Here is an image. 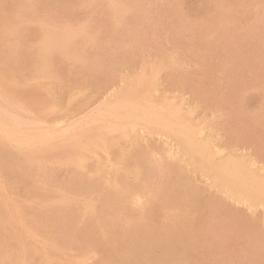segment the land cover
<instances>
[{"label": "crops", "instance_id": "0c3cea01", "mask_svg": "<svg viewBox=\"0 0 264 264\" xmlns=\"http://www.w3.org/2000/svg\"><path fill=\"white\" fill-rule=\"evenodd\" d=\"M65 13L66 14H64L60 20H57L54 22V25H56V27H57L56 31H58V33H60V34L61 33L63 34L62 41H59L55 45L56 50H52L51 48H48L47 49L48 52H47L46 50L44 51V50L39 48L38 51L35 49V50H33V52H28V53L25 52V53L26 54L31 53L34 57L38 55V58L40 55H42V57L47 58L50 63H53L55 65V69H57V70H63V71L80 70V71H83V72H85L84 73L85 74L84 75L85 80H84V82H32L33 84H32V86H30V88L26 87L23 90V99L19 102V104H17L18 109L20 110V112H19V110L17 109V114H16L17 118L19 119L18 120L19 124L15 128L12 127L10 129H7L6 140H4V133H2L3 135H1L3 137H0L1 155L4 156V152L6 151V158L5 159L2 158L1 160L7 161L6 165L9 164L11 166L23 167L24 168L23 173H25L24 175L17 174L13 177H10L11 187L13 186V188L10 191V194H9V192L6 193L7 194L5 196L6 198L3 197V199L4 198L7 199L6 201H8V199H9V202H6L5 205L1 204V206H0V215H2V216H0V217H2V219H0V264H169V257H171L170 264H174V262H175V264H178V257L180 255V253L178 254L177 250H175V251L172 250L170 252L168 250V247H176L177 248V247L181 246L182 244L179 243L180 240H178V239H170L169 240L167 237V225H166V223H163L161 220L158 221V220H156V218L155 219L153 218V216H159L163 213L162 206L157 205V204L161 203L160 201H157V199L160 200L162 198V196H157V195H154L155 193L152 194L149 191L138 189V187L140 188L141 185L144 184L146 181L147 182L149 181V179H148V168L154 164L160 165L161 161L168 160V159H166V157L168 158L169 153H170V152H168L170 150L169 147L172 148L171 146H168V144L170 145V143H169L168 139L165 137V135L167 134V131L159 128L158 127L159 122H154L151 119V116H150L151 110H153V109H157L158 111H159V109L165 110V111L162 110V112H163V114H168L167 119L165 117V122L167 123L169 115L173 116V115H171L173 113V111H176V114H179V115L183 114L184 97L186 96L187 98H190L191 104L193 107L194 106H202L205 114H207L209 116H212V115L216 116V114L218 113L219 115H221L222 118L220 119L219 123H220V128L222 129V132H223L224 143L227 146L230 145V147H234V148L235 147H239V148H249L250 147L249 148L250 150H253V148H254V155L256 157V160L258 161V163L264 165V162H263L264 161V155H263L264 154L263 153L264 152V96L262 97V99L260 101H257L254 104H252V103L249 104L248 103L249 97L247 95V82H197V83L196 82H179V80L182 79L183 76H178V74L177 73L175 74V72H171L169 75L167 74L166 78H167L168 82H155V83L154 82H141V83L140 82H130V83L129 82H120L123 84H120L119 82L118 83L115 82L113 84L114 81L111 79V75L114 71H120L122 66H124V68H122L123 70L126 69V70L130 71L135 67V69H133V70H139L140 69V70H144V71H149L150 70L149 64L157 63V60L163 61V58L168 55L169 47H168L167 39H165L164 36L162 35V31L159 32V34L154 32L152 30L151 20H149V18L145 14H141V13H133V14H116L115 13V17L111 16V15H106V14L102 13L100 10L98 11V9H96L94 13H85L82 15H73L72 11H65ZM103 14H104V16H103ZM106 16H108V17H106ZM100 20H102V21H100ZM91 22H92V24H91ZM77 23H82L83 24L82 26L84 27V29L81 32L83 34H85V36H81V38H87V39L92 40V41L86 43L85 47H83L81 42H79V41H76L75 43H73V34L77 33L76 29L73 30V27H75L74 24H77ZM35 30L36 29H32L30 31V33H33L34 39L35 38L42 39L44 37L41 35L42 31L40 32V34L38 36H35ZM90 31L93 33H91ZM126 31L128 33H126ZM95 33H97V34H95ZM131 33H132V35H131ZM126 34H128V35L130 34L129 37ZM90 35H92L94 37L90 38ZM125 35H126V37H128V40L131 39L132 37H133L132 38L133 40L131 39L130 42L127 41V39H125L126 38ZM123 36L125 38H123ZM115 37H116V39H115ZM95 38H97V40ZM102 38H103V41H102ZM124 39H125V41H124ZM98 40H99V43H98ZM119 40H121V41H119ZM134 40L138 41V42L134 43L135 42ZM93 41L95 44L93 43ZM122 41H123V43H122ZM126 41L128 43V47H127ZM160 41H161V43H160ZM143 42H145L147 44H145ZM153 42H154V44H151ZM65 43H66V46H65ZM129 43H131V44H129ZM115 44L117 46H119V48ZM140 44H141V46H139ZM61 45H62V47H65V49L64 48L61 49L60 48ZM67 45L69 48L67 47ZM89 45H91V46H89ZM93 45H96V46H94V49H93ZM121 45H122V47H120ZM133 45H134V48H133ZM143 45L144 46L146 45L147 48H149V49H147L146 46L144 47ZM57 46H59V47H57ZM106 46H108V47H106ZM95 48L97 50L98 49L99 50L101 49V50L96 51ZM129 48H131V49H129ZM141 48H144V50ZM118 49H119V51H118ZM120 49H122V50L120 51ZM156 49H157V51H156ZM41 50H42V52H41ZM51 50L53 51L52 53H51ZM102 50H105V51H103L104 53L102 52ZM109 50L111 51V53ZM138 50L139 51L143 50V51L142 52L140 51V53L138 54V52H139ZM107 51H108V53H107ZM127 51H129L130 53ZM134 51H135V53H134ZM165 51H166V53H164ZM46 52H47V54L48 53H50V54L43 56V53L46 54ZM99 52H102V54H99L98 56H96ZM150 52H151V55L149 54ZM103 54H106L104 56L107 59L103 56ZM134 54H135V56H133ZM141 54L145 55V57H143V55H141ZM147 54H149V55H147ZM107 55H109L111 57H109ZM119 55H120V57H116ZM148 56L150 59L148 58ZM96 57H99V58H96ZM38 58H37V60H38ZM85 58H86V61H85ZM125 58L127 60H125ZM131 58H134V59L130 60V61H132L131 62L132 64L129 65V63H130L129 59H131ZM115 59H117L118 61ZM155 59H156V62H155ZM121 60H123L124 62ZM78 61H80V62H78ZM111 61H113V62H111ZM78 63H80L81 66L80 67H74ZM84 63H87V64L83 65ZM111 63H112V66H111ZM87 65H88V67H87ZM89 65H90V67H89ZM115 65H117V67ZM147 65H148V67H147ZM109 67H112V68L114 67V69H109ZM127 67H129V68L127 69ZM94 70H95V72H94ZM104 77H106L107 79ZM108 77H109V79H108ZM81 79H83V78H81ZM98 79H100V80H98ZM105 81H106V83H104ZM116 83H117V86H116ZM132 83H134V84L132 85ZM110 84L113 85V87H111ZM97 85H99V86H97ZM102 85L103 86L106 85V86L103 87ZM198 86H200V87L198 88ZM97 87H98V89H97ZM138 87H141V88H138ZM110 89H112V92ZM126 91H128V92H126ZM200 91H202V92H200ZM208 91H210L209 92L210 94L208 93ZM117 92H118V94H117ZM109 93L111 94V98H110ZM201 93H203V94H201ZM38 94H39V98L40 97L42 98L41 100H39ZM92 94H93V96L94 95L95 96L93 97ZM86 95L87 96L89 95V97H88L89 99H93V100L95 99L94 102L98 101L95 104L92 100L91 107H93V109H91V107L89 105L90 104L89 100H88L89 104H87L88 101H87ZM107 96L109 98H107ZM197 96H199V97H197ZM102 97H103V99H102ZM104 97H106V98H104ZM201 97L205 98V99L203 100ZM36 98H38V99H36ZM217 98H218V100H217ZM34 100H35V102H33ZM58 100L60 102H58ZM138 100L139 101L141 100V101L139 102ZM213 102H215V103H213ZM38 103L39 104L41 103V105H39ZM42 104H44V106ZM120 104H121V106H120ZM137 104H138V106H137ZM38 105L42 108L43 111L41 109L37 110V108L39 107ZM57 105H60V108ZM87 105H89V108L87 107L89 110L86 108ZM102 105H104L103 108L100 107ZM107 105H109V106H107ZM165 105H169L171 111H167V109L162 108ZM26 106H28V107H26ZM94 106H95V108H94ZM108 107L112 108L111 111H110V109L108 110ZM80 111H82L81 114H78V113H80ZM29 112H31V113H29ZM115 112H116V114H115ZM170 112H171V114H170ZM66 113L67 114L71 113L70 117ZM100 113L102 115H100ZM125 113H127V114H125ZM146 113H148V114H146ZM25 114H28L27 115L28 117H26ZM30 114H33L32 116H34V117H31ZM72 114H73V116H71ZM94 114L98 115V117L97 116L95 117ZM64 115H65V117H64ZM91 115H92V117H91ZM35 116L37 118H35ZM66 116H68V117H66ZM81 116H83V117H81ZM106 117H108V118H106ZM109 117H111V119ZM127 117H129V118L127 119ZM103 118H106L105 121ZM101 119H103V120H101ZM66 120H68L69 123ZM79 120L80 121L82 120V121L80 122ZM111 120L115 121V122H112ZM24 121H25V123H24ZM83 121H85V122H83ZM124 121H126V124ZM21 122H22V124H21ZM62 122H63V124L59 125ZM105 122H107V123H105ZM130 122H131V124H130ZM139 122L141 123V125L144 124L142 126L144 129H141L142 127L140 126ZM30 124L32 127L29 126ZM106 125H108V126H106ZM132 125H134V126L136 125L134 127V129H133ZM17 127H18V130H17ZM21 127H23V128H21ZM85 127L89 128V129H87L88 131L85 129ZM129 127L132 128V131L129 130V129H131ZM228 127H230V129ZM100 128L101 129L103 128L104 131L103 130L100 131L101 130ZM66 129H68V130L65 131ZM78 129H80V130H78ZM124 129H127L128 133H129L127 136H129V135L131 136V134L132 135L134 134L133 136H131V139L127 138V136H126L127 133ZM15 130L17 132H15ZM74 130H76V131L74 132ZM121 130L125 131V133H124L125 135L122 133L123 137H121V135H119V133L121 134V132H122ZM105 131H108V135H107V132L104 133ZM118 131H120V132H118ZM66 132H68L69 134ZM72 133H74V134L71 136L70 134H72ZM76 133H78L79 136ZM100 133H101V136H100ZM110 133H111V135H109ZM135 133H136V135H135ZM160 133H164V134H160ZM114 134L116 135V137L114 136ZM75 135H76V137H74ZM156 135H158V136H156ZM160 135L162 137H164L165 139L163 138L164 139L163 140L160 137ZM28 136L30 137V140H29ZM125 136L128 140L126 138L124 139ZM136 136L138 137V139ZM155 136L157 137L156 139H155ZM234 136H236V137H234ZM66 137H67V139H66ZM108 137L110 140L108 139ZM151 137L154 138L155 140H157L158 142L157 141L156 142L163 147L158 146V144H156L157 147H156V145L154 146V144L152 142H154L155 140L151 139ZM231 137H232V139H231ZM98 138L101 140H99ZM141 138H143V139H141ZM229 138L231 141L229 140ZM19 139H20V141H18ZM75 139H76V141H75ZM235 139H237L236 142H235ZM97 140H99V141H97ZM112 140L114 143L112 142ZM138 140H139V142H138ZM142 140L143 141L145 140L146 142H141ZM100 141H102V142H100ZM110 141L113 144L111 146H110V144H111ZM229 141L231 143H228ZM78 142H79V144H78ZM99 142H100V145H99ZM156 142H154V143H156ZM248 142H249V144H248ZM23 143H27V145L26 144L24 145ZM101 143L104 146L102 145V147H101ZM137 143L139 145L138 147L136 146ZM61 144H62V146H60ZM132 144H134V147ZM140 144H142L143 146ZM13 145H15V149H14ZM81 145H82V147H81ZM85 145H87V146H85ZM252 145L255 147H253ZM258 145H260V147H258ZM135 146L137 147V151H136ZM145 146H147L148 148ZM26 147L27 148L29 147V148L27 149ZM110 147L113 149H111ZM121 147L123 149L125 148L126 150L125 149L122 150ZM139 147L140 148L143 147V149L144 148H146V149L142 150ZM103 148H105V149H103ZM60 149H61V151L59 152L58 150H60ZM120 149L122 151H124L125 153L121 152ZM138 149L140 151L142 150L144 152L142 153V151L140 152ZM147 149H149L151 153ZM67 150H70V151H67ZM127 150H128V152H127ZM131 150H132V152H131ZM56 151H58V152H56ZM78 151H79V153H78ZM80 151L83 152V154L80 153ZM138 151L141 154L138 153ZM152 151H154L153 152L154 155L152 154ZM54 152H56V153H54ZM133 152H134V154H133ZM156 152L158 153V156H157ZM59 153L62 155H59ZM116 153L118 154V156L121 159L123 157V159L122 160L119 159V157L117 156ZM119 153H120V155H122V157L119 155ZM87 154H88V156H86ZM148 154H150V155H148ZM163 154H167L168 156L167 155L164 156ZM44 155H45V157H44ZM64 155H67V156L63 157ZM89 155H91V156H89ZM141 155H143V156H141ZM259 155H261V156H259ZM115 156L117 159H115ZM75 157H77L78 159H76ZM125 157H126V159H125ZM261 157H263V158H261ZM65 158H67L68 160H66ZM69 158L71 159V161ZM157 158H159V159H157ZM55 159H58V161H59V159L64 160V161L57 162ZM85 159H87V160H85ZM78 160H80V161H78ZM83 160H85L86 162H84ZM117 160H119V161H117ZM128 160L130 161L129 163H128ZM154 161H156V162L154 163ZM57 163H59V164H57ZM123 163H124V165H123ZM64 164H66V165H64ZM97 164H99L100 166H98ZM149 164H150V166H148ZM68 165H70V166H68ZM69 167H70V169H69ZM89 167H90V169L94 170L95 173H93L92 170H88ZM115 167L126 168L127 171L129 169L136 171V169L139 168L140 173H139V175H137V174L129 175L128 174V177L125 176L124 173H122V175L119 174L120 177L119 176L116 177V178H120V179H117V181H115ZM48 168L50 169V171L52 173L48 172L49 171ZM78 168H79V170H78ZM95 168L96 169L98 168L97 169L98 171ZM58 169H60V170H58ZM81 169H83V170H81ZM100 169L103 171L101 172ZM68 170L70 173H72L73 170H76V171H75V173L70 174L68 172ZM77 170L79 171L80 174L78 173ZM99 170H100V174H99ZM57 171H58V174H57ZM81 171H83V172H81ZM53 172L55 175H53ZM68 173L70 175H73L75 178L73 176H70ZM46 175L49 176L50 180L48 179V176L46 177ZM65 175H66V177H65ZM78 175H79V177H78ZM40 176L41 177L44 176L46 179L44 177H43L44 179L43 178L41 179ZM53 176L58 183L56 181L52 180V179H54ZM68 176L73 178L74 180L71 178H68ZM76 176H77V178H76ZM123 176H124V179H122V181L119 182L118 180H121V178ZM62 177H63V179H62ZM80 177H82V178H80ZM88 178H90L91 181ZM7 179H8V177H7ZM17 179L19 180V182H17L18 181ZM125 179H126V181H125ZM133 179L134 180L137 179L136 180L137 182H134L135 185L132 184ZM44 180H46V181L44 182ZM123 180L126 183L123 182ZM130 180H132V181H130ZM50 181L52 182V184H50L51 183ZM77 181H79V182H77ZM139 181H142V183ZM74 182L75 183L77 182L76 186H78V187H75ZM86 182H87V185L89 187L86 185ZM91 182H94V184L96 182L97 185L96 186L94 185L95 186L94 187ZM115 182L117 183V187H118V184H121L120 185L121 188L119 186L118 189H115ZM46 183H48V184H46ZM80 183H82V184L85 183V184H83L85 186H83V185L81 186ZM79 185H80V187H79ZM90 186L91 187L93 186L96 189H93V187L91 189ZM131 186H133V188ZM41 188H43L45 190H43ZM78 189H83V190H78ZM101 189L110 192V195H111L112 191H115L116 193L113 192V194L117 195V197L114 195H112V196L107 195L109 193L102 191ZM70 191L72 193H74V192L75 193L72 194ZM99 191H102V192H99ZM140 191H142V192H140ZM67 192H69V193H67ZM134 192H135V194H134ZM98 193H100V195ZM103 193H105V196H108V197L107 198L103 197L104 196ZM67 195L68 196L70 195L69 196L70 199L68 198ZM134 195H136V196H134ZM139 195H140V197H138ZM2 196H4V192H2L1 197ZM72 197H73V199H72ZM99 198L102 199L103 202ZM108 198H110L111 200L110 199L106 200ZM93 199H95V200H93ZM97 199H99V200H97ZM70 201H72V202H70ZM99 201L102 202L101 204H103V203L105 204V202L107 201L106 204H108L109 206L102 205V207H101V204ZM2 202H3V200H2ZM94 202H96V204ZM67 203H68V205H67ZM90 203H91V205H90ZM98 206H99V208H98ZM19 207L21 209H19ZM100 207L102 208L101 210H100ZM15 208L17 210H15ZM65 208H67V209H65ZM11 209L13 212L11 211ZM62 209H64L63 210L64 213H61ZM80 209L84 212H82ZM19 210H22V211H19ZM43 210L46 211V213ZM54 210H55V213H54ZM4 211L8 212L9 214L4 212ZM15 211L19 215L16 214ZM26 211L30 212V214H27ZM47 211L49 214H47ZM80 211H81L82 215L79 214ZM88 211H90V213ZM100 211L103 212L104 214L101 213ZM57 212H59L65 218H67L69 220H65L64 217L59 216L60 214ZM122 212H123V214H122ZM12 213H13V215H12ZM83 213H85V214H83ZM94 213L96 216L94 215ZM27 215H29V217ZM45 215H46V217H45ZM92 215L95 216L94 219L97 218V220H96L97 222L93 218L92 219L90 218V217H92ZM105 215L106 216L108 215V217H106V219H105ZM72 217H75L76 220ZM99 217L100 218L103 217V218L100 219ZM71 218H72V220H71ZM33 220L35 221V223ZM50 220L52 221V223L50 222ZM121 220H122V222H121ZM131 221H132V223H131ZM45 222L46 223L48 222V223L46 224ZM70 222L71 223L74 222V226L72 225L73 227L71 226ZM103 222L107 223L108 227H106V225ZM75 223L77 224V226L79 225L76 228H75V225H76ZM97 223L99 224V226ZM52 224H54V227L51 226ZM59 224H61L60 225L61 231H59L60 228H58ZM110 224L111 225L113 224V225L111 226ZM42 225L43 226L50 225V227H53V228L49 229V227L45 226V228L47 227L45 229ZM19 226H21L22 228L20 227L21 228L20 229ZM39 226H42V227H39ZM126 227H128V228H126ZM74 228H75V230L73 232L72 229H74ZM56 229H59V230H56ZM105 230H106V232H104ZM19 231L20 232L22 231L23 234H22V232L20 233ZM25 231H27V232H25ZM48 231H49V234H48ZM71 231L74 234H72ZM120 231L122 234L120 233ZM14 232L17 234H15ZM18 232L20 233V235L21 234L22 235L20 236ZM62 232H63L64 237L61 236V234H60ZM64 232L68 233V235L67 234L65 235ZM69 232L73 236L72 235L69 236V234H70ZM113 232H114V234H113ZM75 233H76V235H75ZM28 234H29V236H28ZM45 234L47 237L49 236L50 238L48 237V239H45V237H46ZM86 234H87V236H85ZM115 234H117L116 238H115ZM54 235H56V236H54ZM78 235H80L82 237L81 245L76 244V243L80 242L79 240L81 238V237L79 238ZM134 235H137V236L135 237ZM51 236L54 238H51ZM57 236L60 239L61 238H63V239H61V241H60V240H58ZM128 236L130 237V239ZM65 237H66V239H64ZM73 237L77 238V242ZM117 237H119V238H117ZM125 237H126V239H125ZM134 237H135V239L137 238V240H135ZM20 238H22L23 240L21 239V241H20ZM112 238H114V239H112ZM18 239L21 243L20 242L17 243ZM28 239H30V240H28ZM55 239H57V241H55V243H54ZM110 239H112V240H110ZM34 240L38 241V243L37 242L35 243ZM64 240L65 241L67 240L66 245H68V246H65V244H63V243H65ZM73 240L75 241L76 245L74 244ZM93 240H94V242H93ZM96 240L98 241V243L102 242L103 244L101 243L99 245L100 246L103 245V246L100 247L96 243L97 242ZM131 240H132V242H130ZM142 240L145 241L143 243V245H142V242H143ZM68 241H69V243H68ZM88 241H90V242H88ZM111 241H112V243H111ZM121 241H122V243H121ZM133 241H135V242H133ZM87 242L91 244V247ZM107 242H109L110 244ZM92 243H94L95 246L98 245L96 247V250H95V248H92V247H95L94 245H92ZM105 243L108 245H106ZM133 243H135V244H133ZM22 244H23V246H22ZM69 244L71 245L70 248H69ZM112 244L115 245V248ZM128 244H130V245H128ZM131 244L133 246L134 245L135 246L133 247V246H131ZM87 245H89V246H87ZM111 245H112V247H110ZM64 246L66 248H64ZM63 248L66 250H63ZM89 248H91V249H89ZM97 248H98V250H97ZM77 249L79 251H77ZM113 250H114V252H113ZM137 250H138V252H137ZM140 250H141V253H140ZM122 251H124L125 253ZM83 252H85V253L83 254ZM168 252H169V254H168ZM101 253H102V255L104 254L103 257L101 256ZM170 253H172V254H170ZM167 254L169 256H167ZM46 255L49 256V258ZM143 255H145V256H143ZM52 256L55 259H53ZM147 257H150V258H147ZM151 257L154 259H151ZM143 259H144V261H143Z\"/></svg>", "mask_w": 264, "mask_h": 264}, {"label": "rangeland", "instance_id": "374dc122", "mask_svg": "<svg viewBox=\"0 0 264 264\" xmlns=\"http://www.w3.org/2000/svg\"><path fill=\"white\" fill-rule=\"evenodd\" d=\"M9 1L13 4H10ZM232 1L113 0V6H115L113 7L107 0H21V3L20 0H0V65L3 64V69L1 70L0 66V70L1 72L3 70L8 72V69H10L8 74L4 72L7 75L3 76L4 73L0 75V82L2 83H0V103L6 113H4L5 121L10 122L12 116L17 114V104L23 99V90L26 87L30 88L33 84L32 82H83L85 80V72L83 71L57 70L53 63L50 64L48 62L47 58L42 59L40 56L39 58L34 57L31 53L28 55L23 53L25 51L24 48L28 52H33L35 49L38 51L39 48L42 49L44 47L56 50L55 45L62 41L63 34L56 31L57 27L54 22L60 20L66 14L65 11H72L73 15H82L94 13L98 9V11L100 10L102 13L114 17L115 13H141L151 20L154 32L159 34L162 31V35L167 39L169 47L168 55L163 58L164 60H157V63L149 64L151 68L149 71L139 70V73L138 70H130L131 72L127 70L126 73L125 70H121L122 73L115 71V82H119L117 80H120L121 77L120 82H168L167 74L169 75L175 71L178 76H183L179 82H247L248 103L254 104L260 101L264 96V0ZM25 3L28 4L25 6ZM19 9L26 10L20 11ZM74 25L73 30L76 29L77 33L73 34V43L79 41L85 47L86 43L91 40L81 38V36H85V34L80 33L84 29L83 24L77 23ZM32 29H36L35 36H38L42 31L41 35L44 37L42 39H34L33 33H30ZM195 37L197 40H195ZM190 40L194 44H191ZM219 40H221L220 43ZM247 40L249 43L245 42ZM185 41H188L187 44ZM39 42L44 46L39 44ZM199 42L203 47L199 45ZM190 44L191 47H189ZM214 45H216V48ZM60 48H63L62 45ZM187 49L191 51H187ZM200 49L202 50L200 51ZM18 51L21 53L19 52L20 54H18ZM260 52L263 53L261 54ZM21 54L25 60H23ZM5 61L8 62L4 63ZM254 61H256V64ZM9 63L11 64L8 65ZM42 63L43 65L49 63L48 67L44 65L45 68H43ZM20 66L25 67V71ZM80 66V63H78L74 67ZM31 67H33V71ZM40 67L43 71L40 70L41 74L35 76L36 72L37 74L40 73L38 71ZM28 69L30 72H27ZM44 70L47 73H44ZM259 70L263 73L260 74ZM32 72H34L33 75L31 74ZM42 72L45 75L48 74L47 77L51 74V77L47 78ZM9 73H12L11 76L13 75L17 81H14L15 78H11ZM43 75L47 80H42L44 78ZM143 75L146 77L143 78ZM64 76L65 78H63ZM2 77L4 80L8 78L9 80H6V82L1 81ZM34 77H37L36 81ZM57 77L60 80H57ZM128 77L131 78L129 79ZM12 79H14L13 82ZM53 79L55 80L53 81ZM139 79L142 81H139ZM8 95L15 98L16 101H13V98ZM5 101H7V104H5ZM9 101L11 103H8ZM190 102V98L185 96L182 115L176 114V111H174L173 116L169 115L167 123L165 120L159 121L158 127L167 131L165 136L172 147L169 151L171 155H169L167 161H161L160 165L155 164L156 166L152 165L148 168L149 181H146L138 189L162 196L160 200L157 199V201L161 202L157 205L162 206L163 213L159 216H153V218L166 223L169 240H180L181 246L177 248L168 247L170 252L177 250L178 254L180 253L178 264H264V165L260 163L253 165L251 163V157L256 158L253 150L248 148L247 151V148H234L224 143L223 132L219 123L222 118L221 115L217 113L216 116H209L205 114L202 106L193 107ZM9 111L11 114H9ZM6 122H4L3 126H0V133H5L4 140H6L7 129L11 127ZM62 124L63 122L59 125ZM13 147L15 149V145ZM174 148H177V151H174ZM238 149L241 150L239 151ZM243 149L244 151H242ZM175 152L176 155L178 153V157ZM248 153L250 154L248 155ZM175 156L176 158H174ZM232 156H234V159ZM0 158H6V151L4 156L1 155L0 151ZM6 164L7 161H0V183H3L2 186L0 184V194L2 188L6 193L11 191L10 177L17 174L22 175L24 170L23 167L18 168ZM247 164H251L252 168L257 172L253 175L250 174ZM222 166L225 167L221 168ZM19 169L22 171H19ZM115 169L116 171L118 170L117 172L115 171L117 173L115 178L119 176L122 170L125 172L124 174H136V171L132 169L128 171L122 167H115ZM233 170L235 173L231 172ZM236 180L237 182H235ZM259 180L260 182H258ZM189 186L196 188L192 189ZM229 186L231 187L230 189H228ZM233 187L237 188V190H232ZM226 188L228 191H226ZM115 189H117L116 182ZM238 189L241 190L240 193ZM198 190L201 191L199 192ZM233 191L236 192L233 193ZM235 193L239 194L238 196L244 195L242 197L244 201L240 199L241 196L238 197ZM250 195L253 197H250ZM185 198L187 199L185 200ZM248 202H252L250 206ZM5 203L6 199L4 198L3 204L5 205ZM1 204L0 195V206ZM170 262L171 257H169V264Z\"/></svg>", "mask_w": 264, "mask_h": 264}, {"label": "bare ground", "instance_id": "6f19581e", "mask_svg": "<svg viewBox=\"0 0 264 264\" xmlns=\"http://www.w3.org/2000/svg\"><path fill=\"white\" fill-rule=\"evenodd\" d=\"M107 1H108V3L111 4L112 6L114 5L113 0H107ZM109 1H110V2H109ZM211 1H212V2H218V1H220V0H217V1H216V0H211ZM231 1H232V0H231ZM6 2H8V1H6ZM14 2H15V1H14ZM18 2H19V1H18ZM24 2H25V1H24ZM28 2H29V1H28ZM39 2H40V1H39ZM232 2H233V1H232ZM262 2H263V1H262ZM0 3H1V2H0ZM9 3H10V1H9ZM9 3H8V4H9ZM20 3H21V0H20ZM29 3H30V2H29ZM34 3H35V2H34ZM258 3H259V2H258ZM2 4H3V3H2ZM10 4H13V3H10ZM26 4H28V3H25V6H26ZM116 4H117V3H116ZM19 5H20V4H19ZM35 5H36V4H35ZM111 5H109V6H111ZM29 6H30V5H29ZM112 6H111V7H112ZM16 7H18V5H16ZM22 7H23V6H22ZM32 7L34 8L33 5H32ZM32 7H31V8H32ZM113 7H115V6H113ZM113 7H112V8H113ZM263 7H264V6H263ZM20 8H21V6H20ZM23 8H27V7H23ZM33 8H32V9H33ZM134 8H135V7H134ZM252 8H253V7H252ZM260 8H261V7H260ZM105 9H106V8H105ZM136 9H137V8H136ZM253 9H255V8H253ZM19 10H20V9H19ZM24 10H26V9H24ZM24 10L21 9L20 11H24ZM33 10L35 11V9H33ZM114 10H115V9H114ZM255 10H256V9H255ZM255 10H254V11H255ZM260 11H261V10H260ZM113 13H114V11H113ZM253 14H255V13H253ZM7 15H8V14H7ZM20 15H21V14H20ZM114 15H115V14H114ZM242 15H243V13H242ZM262 15H263V14H262ZM262 15H261V16H262ZM5 16H6V15H5ZM10 16H11V15H10ZM103 16H104V14H103ZM249 16H250V15H249ZM3 17H4V16H3ZM106 17H108V16H106ZM252 17H253V16H252ZM225 19H226V18H225ZM254 20H255V19H254ZM257 20H258V19H257ZM90 21H91V20H90ZM100 21H102V20H100ZM244 21H245V20H244ZM242 22H243V21H242ZM248 22H250V21H248ZM253 22H254V21H253ZM91 24H92V22H91ZM94 24H95V23H94ZM257 25H258V23H257ZM260 25H261V24H260ZM258 26H259V25H258ZM242 28H243V27H242ZM262 28H263V27H262ZM91 30H92V29H91ZM93 30H94V29H93ZM99 30H100V29H99ZM125 30H126V29H125ZM248 31H249V30H248ZM253 31H254V30H253ZM79 32H80V31H79ZM90 32H91V31H90ZM122 32H123V31H122ZM122 32H121V33H122ZM258 32H259V31H258ZM81 33H82V32H81ZM91 33H93V32H91ZM124 33H125V32H124ZM126 33H128V32L126 31ZM259 33H260V32H259ZM95 34H97V33H95ZM95 34H94V35H95ZM120 35H121V34H120ZM126 35L129 37L130 34H129V35L126 34ZM126 35H125V37H126ZM131 35H132V33H131ZM250 35L252 36V34H250ZM96 36H97V35H96ZM133 36H134V35H133ZM262 36H263V35H262ZM91 37H94V36L90 35V38H91ZM125 37L123 36V38H125ZM128 37H126L125 39H127V41L130 42V40H131L133 37L131 36L132 38L129 39V40H128ZM103 38H104V37H103ZM103 38H102V41H103ZM195 38H196V37H195ZM214 38H215V37H214ZM95 39L97 40V38H95ZM115 39H116V37H115ZM125 39H124V41H125ZM189 39H190V38H189ZM121 40H122V39H121ZM121 40H119V41H121ZM132 40H133V39H132ZM187 40H188V39H187ZM191 40H193V39L191 38ZM191 40H190V41H191ZM195 40H197V38H196ZM199 40H200V39H199ZM211 40H212V39H211ZM257 40H258V39H257ZM260 40H261V39H260ZM91 41H92V40H91ZM127 41H126V43H127ZM134 41H135V40H134ZM146 41H147V40H146ZM193 41H194V40H193ZM220 41H221V40H219V43H220ZM40 42H41V40H40ZM40 42H39V44H41ZM137 42H138V41H135L134 43H137ZM187 42H188V41H185L186 44H187ZM201 42H202V41H201ZM211 42H212V41H211ZM245 42L249 43L248 40L245 41ZM93 43H94V41H93ZM98 43H99V40H98ZM118 43H119V42H118ZM122 43H123V41H122ZM134 43H133V44H134ZM143 43H145V42H143ZM157 43H158V42H157ZM160 43H161V41H160ZM160 43H159V44H160ZM189 43H190V42H189ZM192 43L194 44V42L191 41V44H192ZM196 43H197V42H196ZM216 43H217V42H216ZM16 44H17V43H16ZM16 44H15V45H16ZM20 44H22V43H20ZM43 44H44V43H43ZM94 44H95V43H94ZM129 44H131V43H129ZM145 44H147V43H145ZM151 44H154V42L151 43ZM159 44H158V45H159ZM191 44H190L189 47H191ZM205 44H206V43H205ZM205 44H204V45H205ZM243 44H244V43H243ZM22 45H23V44H22ZM41 45H42V44H41ZM63 45H64V44H63ZM115 45H116V44H115ZM119 45H120V44H119ZM122 45H123V44H122ZM122 45H121L120 47H122ZM134 45H135V44H134ZM134 45H133V48H134ZM155 45H156V44H155ZM196 45H197V44H196ZM199 45H201L200 42H199ZM219 45H220V44H219ZM244 45H245V44H244ZM246 45H247V44H246ZM257 45H259V44H257ZM18 46H20V45H18ZM18 46H17V47H18ZM42 46H44V45H42ZM65 46H66V43H65ZM89 46H91V45H89ZM94 46H96V45H93V49H94ZM116 46H117V45H116ZM135 46H136V45H135ZM139 46H141V44H140ZM143 46H144V45H143ZM145 46H146V45H145ZM145 46H144V47H145ZM160 46H161V45H160ZM194 46H195V45H194ZM201 46H202V45H201ZM205 46H206V45H205ZM210 46H211V45H210ZM214 46H215V48H216V45H214ZM214 46H213V47H214ZM255 46H256V45H255ZM15 47H16V46H15ZM15 47H14V48H15ZM57 47H59V46H57ZM67 47H68V45H67ZM106 47H108V46H106ZM117 47L119 48V46H117ZM123 47H124V46H123ZM127 47H128V43H127ZM127 47H126V48H127ZM187 47H188V46H187ZM187 47H184V48H187ZM192 47H193V46H192ZM202 47H203V46H202ZM213 47H212V48H213ZM244 47H245V46H244ZM247 47H248V46H247ZM22 48H24V47H22ZM41 48H42V47H41ZM55 48H56V47H55ZM63 48L65 49V47H63ZM68 48H69V47H68ZM124 48H125V47H124ZM138 48H139V47H138ZM146 48H147V46H146ZM161 48H162V47H161ZM209 48H210V47H209ZM212 48H211V49H212ZM245 48H246V47H245ZM261 48H262V45H261ZM18 49H21V48H18ZM24 49H25L26 53H28V50H26V48H24ZM45 49H46V51H47L48 47H47V48H45V47L42 48V50H44V51H45ZM93 49H92V50H93ZM95 49H96V48H95ZM129 49H131V48H129ZM139 49H140V48H139ZM141 49L144 50V48H141ZM147 49H149V48H147ZM147 49H146V50H147ZM190 49H191V48H190ZM190 49H189V50H190ZM196 49H197V48H196ZM220 49H221V48H220ZM257 49H258V48H257ZM12 50H13V49H12ZM14 50H15V49H14ZM42 50H41V52H42ZM53 50H54V48H53ZM66 50H67V49H66ZM100 50H101V49H100ZM100 50H99V49H98V50L96 49V51H100ZM121 50H122V49H120V51H121ZM123 50H124V49H123ZM133 50H134V49H133ZM143 50H140V51L142 52ZM161 50H162V49H161ZM189 50L187 49V51H189ZM198 50H199V49H198ZM201 50H202V49H200V51H201ZM208 50H209V49H208ZM15 51H16V50H15ZM25 51H24V53H25ZM44 51H43V52H44ZM103 51H105V50H102V52H103ZM109 51H110V50H109ZM118 51H119V49H118ZM131 51H132V50H131ZM138 51H139V50H138ZM140 51L138 52V54L140 53ZM156 51H157V49H156ZM190 51H191V50H190ZM195 51L197 52V50H195ZM200 51H198V52H200ZM206 51H207V50H206ZM211 51H212V50H211ZM217 51H218V50H217ZM226 51H227V50H226ZM247 51H248V50H247ZM251 51H252V50H251ZM19 52H20V51H18L17 53L20 54L21 52H20V53H19ZM47 52H48V51H47ZM47 52H46V54L43 53V56H44V55H48V54H50V53L47 54ZM52 52H53V51L51 50V53H52ZM92 52H93V51H92ZM102 52H99L96 56H98L99 54H102ZM122 52H123V51H122ZM127 52H129V51H127ZM148 52H149V51H148ZM161 52H162V51H161ZM193 52H194V51H193ZM196 52H194V53H196ZM213 52H214V50H213ZM220 52H221V50H220ZM263 52H264V51H263ZM263 52H262V53H263ZM26 53H25V54H26ZM35 53H36V52H35ZM38 53H39V52H38ZM103 53H104V52H103ZM107 53H108V51H107ZM110 53H111V51H110ZM117 53H118V52H117ZM129 53H130V52H129ZM134 53H135V51H134ZM145 53H146V52H145ZM158 53H159V52H158ZM162 53H163V52H162ZM164 53H166V51H165ZM194 53H193V54H194ZM218 53H219V51H218ZM223 53H224V52H223ZM243 53H244V52H243ZM260 53H261V52H260ZM262 53H261V54H262ZM36 54H37V53H36ZM41 54H42V53H41ZM121 54H122V53H121ZM121 54H120V55H121ZM127 54H128V53H127ZM149 54L151 55V52H150ZM149 54H147V55H149ZM159 54H160V53H159ZM197 54H198V53H197ZM201 54H202V52H201ZM219 54H220V53H219ZM244 54H245V53H244ZM21 55H22V54H21ZM27 55H28V54H27ZM82 55H83V54H82ZM104 55H106V54H103V56H104ZM120 55H119V56H116V57H120ZM122 55H123V54H122ZM141 55H143V54H141ZM147 55H146V56H147ZM257 55H258V54H257ZM107 56H109V55H107ZM126 56H127V55H126ZM131 56H132V55H131ZM131 56H130V57H131ZM133 56H135V54H134ZM133 56H132V57H133ZM192 56H193V55H192ZM245 56H246V55H245ZM253 56H254V55H253ZM262 56H263V55H262ZM36 57H38V55H37ZM101 57H102V56H101ZM104 57H105V56H104ZM109 57H111V56H109ZM112 57H113V56H112ZM136 57H137V56H136ZM138 57H139V56H138ZM143 57H145V55H143ZM183 57H184V56H183ZM194 57H195V56H194ZM259 57H260V56H259ZM259 57H258V58H259ZM22 58H23V55H22ZM26 58H28V57H26ZM30 58H32V57H30ZM40 58L43 59V58H45V57H42V55H40ZM87 58H88V57H87ZM96 58H99V57H96ZM105 58H106V57H105ZM123 58H124V57H123ZM148 58H149V56H148ZM180 58H181V56H180ZM248 58H249V57H248ZM45 59H46V58H45ZM101 59H102V58H101ZM103 59H104V58H103ZM106 59H107V58H106ZM133 59H134V58H131V59H129V61H130V60H133ZM136 59H137V58H136ZM146 59H147V58H146ZM149 59H150V58H149ZM246 59H247V58H246ZM252 59H254V58H252ZM20 60H21V59H20ZM23 60H25V59L23 58ZM91 60H92V59H91ZM112 60H113V59H112ZM115 60H117V59H115ZM125 60H127V59L125 58ZM152 60H153V59H152ZM163 60H164V59H163ZM27 61H28V60H27ZM47 61H48V60H47ZM85 61H86V58H85ZM88 61H89V60H88ZM113 61H114V60H113ZM113 61H111V62H113ZM117 61H118V60H117ZM121 61H123V60H121ZM134 61H135V60H134ZM144 61H145V60H144ZM251 61H252V60H251ZM263 61H264V60H263ZM1 62H2V61H1ZM6 62H8V61H5L4 63H6ZM9 62H10V61H9ZM29 62H30V60H29ZM32 62H33L34 64H36L34 61H32ZM37 62H38V61H37ZM45 62H46V61H45ZM48 62H49V61H48ZM115 62H116V61H115ZM123 62H124V61H123ZM125 62H126V61H125ZM131 62H132V61H130L129 65L132 64ZM155 62H156V59H155ZM243 62H244V61H243ZM252 62H253V61H252ZM255 62H256V61H254V63H255ZM257 62H258V61H257ZM13 63H14V62H13ZM13 63H12V65H13ZM20 63H21V62H20ZM23 63H24V62H23ZM49 63H50V62H49ZM49 63H48V64H49ZM87 63H88V62H87ZM87 63H84L83 65H85V64H87ZM120 63H121V62H120ZM126 63H127V62H126ZM247 63H248V62H247ZM249 63H250V61H249ZM0 64H1V63H0ZM10 64H11V63H9L8 65H10ZM15 64H16V63H15ZM15 64H14V65H15ZM48 64L46 63V64H44V65L48 67ZM50 64H51V63H50ZM114 64H115V63H114ZM123 64H124V63H123ZM251 64H252V63H251ZM255 64H256V63H255ZM2 65H3V64H2ZM2 65H0V66H1V70L3 69V68H2ZM5 65H6V64H5ZM44 65H43V63H42V67H43ZM93 65H94V64H93ZM120 65H121V64H120ZM245 65H246V64H245ZM252 65H253V64H252ZM260 65H261V64H260ZM16 66H17V64H16ZM16 66H15V67H16ZM23 66H25V65L23 64ZM23 66H20V67H23ZM45 66H44L43 68H45ZM49 66H50V65H49ZM111 66H112V63H111ZM113 66H114V65H113ZM115 66L117 67V65H115ZM118 66H119V65H118ZM121 66H122V65H121ZM250 66H251V65H250ZM255 66H256V65H255ZM263 66H264V65H263ZM3 67H4V66H3ZM87 67H88V65H87ZM89 67H90V65H89ZM138 67H139V66H138ZM147 67H148V65H147ZM259 67H260V66H259V63H258V69H259ZM6 68H7V67H6ZM10 68H11V66H10ZM23 68H24V71H25V67H23ZM23 68H22V69H23ZM35 68H36V67H35ZM50 68H51V67H50ZM50 68H49V69H50ZM122 68H124V66H122ZM122 68H121V70H123ZM128 68H129V67H127V69H128ZM130 68H131V67H130ZM7 69H8V68H7ZM12 69H13V68H12ZM31 69H32V71H33V67H31ZM49 69H48V70H49ZM53 69H54V68H53ZM95 69H96V68H95ZM109 69H114V67H113V68H112V67H109ZM133 69H135V67H134ZM133 69H132V70H133ZM148 69H149V68H148ZM254 69H255V67H254ZM1 70H0V73H1L0 75H3L4 72L7 73V74H8V72H10V71H9L10 69H8V72H6L5 70H3V72H1ZM40 70H41V67H40V69L38 70L40 73L37 74V72H36V73L34 74V72H32L31 74H32V75L34 74L35 76H36V75L38 76L39 74H41V71H43V69H42L41 71H40ZM45 70H47V69H45ZM45 70H44V73H47V72H45ZM121 70H120L119 72H121ZM139 70H140V69H139ZM139 70H138V73H139ZM150 70H151V68H150ZM261 70H262V69H261ZM15 71H16V70H15ZM21 71H22V70H21ZM28 71H29V69L27 70V72H28ZM34 71H35V70H34ZM92 71H93V70H92ZM110 71H111V70H110ZM123 71H124V70H123ZM126 71H127V70L125 69V73H126ZM140 71H141V70H140ZM29 72H30V71H29ZM94 72H95V70H94ZM111 72H112V71H111ZM111 72H110V73H111ZM119 72H118V73H119ZM130 72H131V71H130ZM133 72H134V71H133ZM174 72H175V71H174ZM259 72H260V70H259ZM5 73H4L3 76L7 75V74H5ZM44 73L42 72V74H44ZM49 73H50V72H49ZM51 73H56V72H51ZM89 73H90V72H89ZM121 73H122V72H121ZM123 73H124V72H123ZM161 73H162V72H161ZM262 73H263V72H262ZM262 73L260 72V74H262ZM11 74H12V73H11ZM11 74L9 73L10 76H11ZM22 74H23V73H22ZM58 74H59V73H58ZM90 74H91V73H90ZM131 74H132V73H131ZM175 74H176V73H175ZM177 74H178V73H177ZM44 75H45V74H44ZM44 75H43V77H44ZM47 75H48V74H46L45 76L47 77ZM49 75H50L49 77H51V74H49ZM134 75H135V74H134ZM40 76H42V75H40ZM56 76H57V75H56ZM56 76H55V77H56ZM97 76H98V75H97ZM143 76H144V75H143ZM262 76H263V75H262ZM32 77H33V76H32ZM49 77H47V78H49ZM55 77H54V78H55ZM95 77H96V76H95ZM123 77H124V76H123ZM132 77H133V75H132ZM145 77H146V76H144L143 78H145ZM156 77H158V76H156ZM6 78H7V76H6ZM6 78H5V79H6ZM11 78H15V77H13V75H12ZM34 78H35V77H34ZM34 78H33V80H34ZM36 78H37V77H36ZM36 78H35V81H36ZM47 78L44 77V78H42V80H43V79H46V80H47ZM63 78H65V76H64ZM63 78H62V80H63ZM104 78H106V77H104ZM117 78H120V77H117ZM128 78L130 79L131 77H128ZM134 78H135V77H134ZM2 79H3V77L1 78V81H4V82H6V80H7V81L9 80V78L6 79V80H4V79L2 80ZM40 79H41V77H40ZM66 79H67V77H66ZM106 79H107V78H106ZM106 79H105V80H106ZM108 79H109V77H108ZM111 79L114 81V82H113V84H114V83H115V71L112 73V75H111ZM121 79H122V77H121ZM121 79H120V80H117V81H119V83H120ZM146 79H147V78H146ZM152 79H153V78H152ZM158 79H159V77H158ZM13 80H14V79H12V82H13ZM30 80H31V79H30ZM50 80H51V79H50ZM54 80H55V79H53V81H54ZM57 80H60V79H58V77H57ZM96 80H97V79H96ZM98 80H100V79H98ZM123 80H124V79H123ZM127 80H128V79H127ZM127 80H126V81H127ZM135 80H136V79H135ZM159 80H160V79H159ZM14 81H17L16 78H15ZM44 81H45V80H44ZM101 81H102V80H101ZM101 81H100V82H101ZM139 81H142V80L139 79ZM155 81H156V80H155ZM27 82H28V81H27ZM29 82H30V81H29ZM46 82H48V81H46ZM50 82H51V81H50ZM57 82H58V81H57ZM60 82H62V81H60ZM83 82H84V81H83ZM93 82H94V81H93ZM95 82H96V81H95ZM108 82H109V81H108ZM124 82H125V81H124ZM0 83H1V82H0ZM90 83H91V82H90ZM90 83H89V84H90ZM104 83H106V81H105ZM109 83H110V82H109ZM117 83H118V82H117ZM117 83H116V86H117ZM129 83H130V82H129ZM140 83H141V82H140ZM154 83H155V82H154ZM196 83H197V82H196ZM1 84H2V83H1ZM96 84H97V83H96ZM102 84H103V83H102ZM107 84H108V83H107ZM120 84H123V83H120ZM120 84H119V85H120ZM133 84H134V83H132V85H133ZM143 84H144V83H143ZM143 84H142V85H143ZM160 84H161V83H160ZM76 85H77V84H76ZM100 85H101V84H100ZM110 85H111V84H110ZM97 86H99V85H97ZM102 86H103V85H102ZM105 86H106V85H104L103 87H105ZM107 86H108V85H107ZM116 86H115V87H116ZM139 86H140V85H139ZM69 87H70V86H69ZM111 87H113V85H111ZM126 87H127V86H126ZM136 87H137V86H136ZM174 87H175V86H174ZM199 87H200V86H198V88H199ZM116 88H117V87H116ZM138 88H141V87H138ZM2 89H3V88H2ZM97 89H98V87H97ZM97 89H96V90H97ZM155 89H156V88H155ZM201 89H202V88H201ZM4 90H5V89H4ZM99 90H100V89H99ZM110 90H111V92H112V89H110ZM169 90H170V89H169ZM107 91H108V90H107ZM113 91H114V90H113ZM196 91H197V90H196ZM4 92H5V91H4ZM91 92H92V91H91ZM94 92H95V91H94ZM98 92H99V91H98ZM108 92H109V91H108ZM126 92H128V91H126ZM200 92H202V91H200ZM209 92H210V91H208V93H209ZM5 93H8V92H5ZM104 93H105V92H104ZM101 94H102V93H101ZM117 94H118V92H117ZM156 94H157V93H156ZM201 94H203V93H201ZM209 94H210V93H209ZM1 95H2V94H1ZM9 95H10V94H9ZM9 95H8V96H9ZM109 95H110V98H111V94H110V93H109ZM109 95H108V96H109ZM115 95H116V94H115ZM199 95H200V94H199ZM205 95H206V94H205ZM90 96H91V95H90ZM92 96H93V94H92ZM92 96H91V97H92ZM94 96H95V95H94ZM94 96H93V97H94ZM102 96H103V95H102ZM108 96H107V98H109ZM119 96H120V95H119ZM212 96H213V95H212ZM9 97H12V96H9ZM88 97H89V95H88V96L86 95L87 101L89 100V101H90V104H89V101H88L87 104H89L90 107H91V102H92L93 99H89ZM91 97H90V98H91ZM120 97H121V96H120ZM138 97H139V96H138ZM170 97H171V96H170ZM197 97H199V96H197ZM204 97H205V96H204ZM4 98H5V97H4ZM12 98H13V97H12ZM38 98H39V94H38ZM38 98H36V99H38ZM104 98H106V97H104ZM161 98H162V97H161ZM201 98H202V97H201ZM212 98H213V97H212ZM215 98H216V97H215ZM41 99H42V98L40 97L39 100H41ZM102 99H103V97H102ZM135 99H136V98H135ZM199 99H200V98H199ZM202 99L204 100L205 98H202ZM2 100H3V99H2ZM2 100H1V102H2ZM5 100H6V99H5ZM211 100H212V99H211ZM217 100H218V98H217ZM13 101H16L15 98H13ZM13 101H12V102H13ZM87 101H86V102H87ZM94 101H95V99L93 100V102H94ZM138 101H139V100H138ZM140 101H141V100H140ZM140 101H139V102H140ZM194 101H195V100H194ZM3 102H4V100H3ZM6 102H7V101H5V104H7ZM17 102H18V101H17ZM33 102H35V100H34ZM37 102H38V101H37ZM58 102H60V101L58 100ZM96 102H98V101H96ZM96 102H94V103L96 104ZM122 102H123V101H122ZM128 102H129V101H128ZM8 103H11V102L9 101ZM24 103H25V102H24ZM99 103H100V102H99ZM104 103H105V102H104ZM132 103H133V102H132ZM190 103H191V102H190ZM190 103H189V104H190ZM208 103H209V102H208ZM213 103H215V102H213ZM34 104H35V103H34ZM36 104H37V103H36ZM38 104H39V103H38ZM59 104H60V103H59ZM169 104H170V103H169ZM210 104H211V103H210ZM9 105H10V104H9ZM12 105H13V103H12ZM23 105H24V104H23ZM39 105H41V103H40ZM39 105H38V106H39ZM42 105L44 106V104H42ZM89 105H87L86 108H87V107L89 108ZM97 105H98V104H97ZM113 105H114V104H113ZM135 105H136V104H135ZM145 105H146V104H145ZM186 105H187V104H186ZM7 106H8V105H7ZM21 106H22V105H21ZM43 106H42V107H43ZM57 106H59V108H60V105H57ZM107 106H109V105H107ZM120 106H121V104H120ZM137 106H138V104H137ZM11 107H12V106H11ZM26 107H28V106H26ZM35 107H36V106H35ZM39 107H40V106H39ZM39 107H38V108L36 107L37 110H38V109H41V110H42V108H41V107L39 108ZM84 107H85V106H84ZM100 107L103 108L104 105H102V106H100ZM175 107H176V106H175ZM4 108H5V107H4ZM7 108H8V107H7ZM12 108H13V107H12ZM24 108H25V107H24ZM29 108H30V107H29ZM44 108H45V107H44ZM88 108H87V109H88ZM94 108H95V106H94ZM116 108H117V107H116ZM140 108H141V107H140ZM145 108H146V107H145ZM149 108H150V107H149ZM159 108H160V107H159ZM162 108L167 109V111H171L169 105H165V106H163ZM14 109H15V108H14ZM30 109H31V108H30ZM87 109H86V110H87ZM91 109H93V107H91ZM91 109H90V110H91ZM109 109H110V111H111L112 108H109V107H108V110H109ZM119 109H120V108H119ZM142 109H143V108H142ZM213 109H214V108H213ZM12 110H13V109H12ZM18 110H19V109H18ZM88 110H89V109H88ZM97 110H98V109H97ZM117 110H118V109H117ZM162 110H163V109H161V110L159 109V111H158L157 109H153V110H151L150 116H151V119H152L154 122L164 121V120H165V119H164L165 117H166V119H167L168 114H163ZM39 111H40V110H39ZM42 111H43V110H42ZM122 111H123V110H122ZM163 111H165V110H163ZM19 112H20V110H19ZM34 112H35V111H34ZM81 112H82V111H80V113H78V114H81ZM89 112H90V111H89ZM92 112H93V111H92ZM173 112H174V111H173ZM4 113H5V110L3 111V106H2L1 103H0V126H3L4 122H6L5 119H4V118H5V117H4ZM24 113H25V112H24ZM24 113H23V114H24ZM29 113H31V112H29ZM93 113H94V112H93ZM93 113H92V114H93ZM96 113H97V112H96ZM107 113H108V112H107ZM165 113H166V112H165ZM167 113H168V112H167ZM5 114H6V113H5ZM7 114H8V113H7ZM9 114H11L10 111H9ZM23 114H22V115H23ZM36 114H37V113H36ZM66 114H67V113H66ZM70 114H71V113H68L67 115H69V117H70ZM85 114H86V113H85ZM103 114H104V113H103ZM108 114H109V113H108ZM115 114H116V112H115ZM125 114H127V113H125ZM146 114H148V113H146ZM170 114H171V112H170ZM25 115H26V117H28V116H27L28 114H25ZM30 115H31V117H34V116H32L33 114H30ZM76 115H77V114H76ZM100 115H102V114L100 113ZM143 115H144V114H143ZM171 115H173V113H172ZM71 116H73V114H72ZM88 116H89V115H88ZM94 116H95V117H96V116L98 117V115H95V114H94ZM108 116H109V115H108ZM123 116H124V115H123ZM138 116H139V115H138ZM147 116H148V115H147ZM6 117L8 118V116H6ZM9 117H10V116H9ZM62 117H63V116H62ZM64 117H65V115H64ZM64 117H63V118H64ZM66 117H68V116H66ZM81 117H83V116H81ZM81 117H80V118H81ZM91 117H92V115H91ZM91 117H90V118H91ZM118 117H119V116H118ZM20 118H21V117H20ZM35 118H37V117L35 116ZM90 118H89V119H90ZM99 118H100V117H99ZM106 118H108V117H106ZM106 118H103L104 121H105ZM109 118L111 119V117H109ZM128 118H129V117H127V119H128ZM66 119H67V118H66ZM82 119H83V118H82ZM84 119H85V118H84ZM103 119H101V120H103ZM110 119H109V120H110ZM7 120H9V119H7ZM18 120H19V119L17 118V115L15 114V115L12 116L11 121H10V122H6V123H8V124L11 125V127H9V128H12V127L15 128V127L19 124ZM26 120H27V119H26ZM69 120H70V119H69ZM114 120H115V119H114ZM125 120H126V119H125ZM148 120H149V119H148ZM225 120H226V119H225ZM21 121H22V120H21ZM66 121L68 122V120H66ZM79 121H80V120H79ZM81 121H82V120H81ZM81 121H80V122H81ZM86 121H87V120H86ZM91 121H92V120H91ZM104 121H103V122H104ZM106 121H107V120H106ZM111 121H112V120H111ZM115 121H116V120H115ZM115 121H112V122H115ZM117 121H118V120H117ZM122 121H123V120H122ZM150 121H151V120H150ZM166 121H167V120H166ZM196 121H197V120H196ZM22 122H23V121H22ZM22 122H21V124H22ZM70 122H71V121H70ZM74 122H75V121H74ZM83 122H85V121H83ZM89 122H90V121H89ZM108 122H109V121H108ZM119 122H120V121H119ZM119 122H118V123H119ZM124 122H125V124H126V121H124ZM136 122H137V121H136ZM221 122H222V121H221ZM24 123H25V121H24ZM29 123H30V122H29ZM68 123H69V122H68ZM72 123H73V122H72ZM105 123H107V122H105ZM127 123H128V122H127ZM139 123H140V122H139ZM26 124H27V123H26ZM84 124H85V123H84ZM128 124H129V123H128ZM128 124H127V125H128ZM130 124H131V122H130ZM136 124H137V123H136ZM142 124H143V123H142ZM164 124H165V123H164ZM226 124H227V123H226ZM32 125H33V124H32ZM93 125H94V124H93ZM100 125H101V124H100ZM100 125H99V126H100ZM104 125H105V124H104ZM112 125H113V124H112ZM120 125H121V124H120ZM143 125H144V124H143ZM143 125H141V123H140V126H141V127H142ZM233 125H234V124H233ZM29 126L32 127L31 124H30ZM35 126H36V125H35ZM67 126H68V125H67ZM69 126H70V125H69ZM91 126H92V125H91ZM102 126H103V125H102ZM106 126H108V125H106ZM125 126H126V125H125ZM129 126H130V125H129ZM132 126H133V129H134V127H135L136 125H135V126L132 125ZM152 126H153V125H152ZM224 126H225V125H224ZM228 126H229V125H228ZM18 127H19V126H18ZM18 127H17V130H18ZM113 127H114V126H113ZM126 127H127V126H126ZM126 127H125V128H126ZM21 128H23V127H21ZM129 128H131V127H129ZM136 128H137V127H136ZM145 128H146V127H145ZM225 128H226V127H225ZM228 128L230 129V127H228ZM85 129L87 130V129H89V128H86V127H85ZM100 129H101V128H100ZM121 129H122V128H121ZM141 129H144V128L142 127ZM149 129H150V128H149ZM233 129H234V128H233ZM67 130H68V129H66L65 131H67ZM71 130H72V129H71ZM78 130H80V129H78ZM102 130H103V128H102L100 131H102ZM106 130H107V129H106ZM117 130H118V129H117ZM124 130L126 131V133H127L126 136H127L129 133H128L127 129H124ZM124 130H123V131H124ZM129 130L132 131V128L129 129ZM30 131H31V130H30ZM63 131H64V130H63ZM75 131H76V130H74V132H75ZM87 131H88V130H87ZM103 131H104V130H103ZM121 131H122V130H121ZM123 131L121 132V134L119 133V135H121V137H123L122 133H123V134L125 133V131H124V132H123ZM131 131H130V132H131ZM143 131H144V130H143ZM229 131H230V130H229ZM237 131H238V130H237ZM9 132H10V131H9ZM15 132H17V131L15 130ZM72 132H73V131H72ZM85 132H86V131H85ZM106 132H107V135H108V131H105L104 133H106ZM118 132H120V131H118ZM133 132H134V131H133ZM238 132H239V131H238ZM26 133H27V132H26ZM66 133H68V132H66ZM78 133H79V132H78ZM78 133H76V134H78ZM104 133H103V134H104ZM116 133H117V132H116ZM0 134H1V133H0ZM4 134H5V133H4ZM14 134H15V133H14ZM68 134H69V133H68ZM73 134H74V133H72V134H70V135L72 136ZM130 134H131V133H130ZM160 134H164V133H160ZM1 135H3V134H1ZM1 135H0V136H1ZM65 135H66V134H65ZM80 135H81V134H80ZM109 135H111V133H110ZM119 135H118V136H119ZM124 135H125V134H124ZM133 135H134V134H133ZM133 135L131 134V136H133ZM135 135H136V133H135ZM8 136H9V135H8ZM78 136H79V134H78ZM97 136H98V135H97ZM100 136H101V133H100ZM114 136L116 137L115 134H114ZM126 136L124 137V139L126 138ZM131 136L129 135V136H127V138H128V139H129V138L131 139ZM137 136H138V135H137ZM137 136H136V137H137ZM156 136H158V135H156ZM156 136H155V139L157 138ZM1 137H3V136H1ZM5 137H7V136H5ZM10 137H11V136H10ZM28 137H29V136H28ZM68 137H69V136H68ZM74 137H76V135H75ZM81 137H82V136H81ZM94 137H95V136H94ZM104 137H105V136H104ZM139 137H140V136H139ZM153 137H154V136H153ZM160 137H161L162 139L164 138V137H162L161 135H160ZM165 137H166V136H165ZM232 137H233V136H232ZM232 137H231V139H232ZM234 137H236V136H234ZM13 138H14V137H13ZM110 138H111V137H110ZM127 138H126V139H127ZM144 138H145V137H144ZM249 138H250V137H249ZM15 139H16V138H15ZM66 139H67V137H66ZM98 139H99V138H98ZM108 139H109V137H108ZM128 139H127V140H128ZM134 139H135V138H134ZM137 139H138V137H137ZM139 139H140V138H139ZM141 139H143V138H141ZM151 139L155 140V139L152 138V137H151ZM162 139H161V140H162ZM164 139H165V138H164ZM164 139H163V140H164ZM26 140H27V139H26ZM29 140H30V137H29ZM99 140H101V139H99ZM99 140H97V141H99ZM109 140H110V139H109ZM146 140H147V139H146ZM158 140H159V139H158ZM229 140H230V138H229ZM236 140H237V139H235V142H236ZM242 140H243V139H242ZM246 140H247V139H246ZM18 141H20V139H19ZM22 141H23V140H22ZM75 141H76V139H75ZM147 141H148V140H147ZM156 141H157V140H155L154 142H156ZM166 141H167V140H166ZM230 141H231V140H230ZM230 141H229L228 143H231ZM233 141H234V140H233ZM16 142H17V141H16ZM23 142H24V141H23ZM59 142H60V141H59ZM64 142H65V141H64ZM100 142H102V141H100ZM100 142H99V145H100ZM103 142H104V141H103ZM112 142H113V140H112ZM112 142L110 141V143H111V144L109 143L110 146L113 145ZM138 142H139V140H138ZM141 142H146V141H145V140H144V141L142 140ZM151 142H152V141H151ZM154 142H152V143L154 144V146H155L156 144H158V143H157L158 141H157L156 143H154ZM246 142H247V141H246ZM66 143H67V142H66ZM113 143H114V142H113ZM116 143H117V142H116ZM159 143H160V142H159ZM17 144H18V143H17ZM23 144H24V145H25V144L27 145V143H23ZM59 144H60V143H59ZM62 144H63V143H62ZM62 144H61L60 146H62ZM78 144H79V142H78ZM143 144H144V143H143ZM234 144H235V143H234ZM248 144H249V142H248ZM256 144H257V143H256ZM256 144H255V145H256ZM82 145H83V144H82ZM82 145H81V147H82ZM102 145H103V144L101 143V147H102ZM132 145H133V147H134V144H132ZM140 145H142V144H140ZM144 145H145V144H144ZM232 145H233V144H232ZM253 145H254V144H253ZM253 145H252V146H253ZM73 146H74V145H73ZM85 146H87V145H85ZM103 146H104V145H103ZM106 146H107V145H106ZM123 146H124V145H123ZM123 146H122V147H123ZM136 146H137V147L139 146L138 143L136 144ZM136 146H135V147H136ZM142 146H143V145H142ZM147 146H148V145H147ZM147 146H145V147H147ZM151 146H152V145H151ZM158 146L163 147V146H161V145H159V144H158ZM165 146H166V145H165ZM168 146H170V145L168 144ZM229 146H230V145H229ZM247 146H248V145H247ZM74 147H75V146H74ZM83 147H84V146H83ZM122 147H121V149L124 150L125 148L123 149ZM137 147H136V151H137ZM140 147H141V146H140ZM140 147H139V148H140ZM152 147H153V146H152ZM152 147H151V148H152ZM156 147H157V145H156ZM243 147H244V146H243ZM253 147H255V146H253ZM258 147H260V145H258ZM26 148H27V147H26ZM28 148H29V147H28ZM28 148H27V149H28ZM88 148H89V147H88ZM107 148H108V147H107ZM110 148H111V147H110ZM128 148H129V147H128ZM147 148H148V147H147ZM158 148H159V147H158ZM164 148H165V147H164ZM214 148H215V147H214ZM249 148H250V147H249ZM46 149H47V148H46ZM78 149H79V148H78ZM103 149H105V148H103ZM111 149H113V148H111ZM121 149H120V150H121ZM140 149L144 150V149H146V148L143 149V147H142V148H140ZM153 149H154V148H153ZM159 149H160V148H159ZM159 149H158V150H159ZM167 149H168V148H167ZM169 149H171V148L169 147ZM176 149H177V148H176ZM176 149L174 148V151H175ZM258 149H259V148H258ZM55 150H56V149H55ZM62 150H63V149H62ZM106 150H107V149H106ZM106 150H105V151H106ZM122 150H121V152H124V151H122ZM125 150H126V149H125ZM128 150H129V149H128ZM128 150H127V152H128ZM132 150H133V149H132ZM132 150H131V152H132ZM138 150H139V149H138ZM142 150H141V151H142ZM147 150H149V149H147ZM151 150H152V149H151ZM238 150H239V149H238ZM240 150H241V149H240ZM240 150H239V151H240ZM249 150H250V149H249ZM28 151H29V150H28ZM58 151L60 152L61 149L58 150ZM58 151H56V152H58ZM64 151H65V150H64ZM64 151H63V152H64ZM67 151H70V150H67ZM101 151H102V150H101ZM105 151H104V152H105ZM109 151H110V150H109ZM139 151H140V150H139ZM139 151H138V153L141 152V151H140V152H139ZM160 151H161V150H160ZM160 151H159V152H160ZM167 151H168V150H167ZM169 151H170V150H169ZM169 151H168V152H169ZM176 151H177V150H176ZM217 151H218V150H217ZM220 151H221V150H220ZM242 151H244V149H243ZM247 151H248V148H247ZM253 151H254V148H253ZM262 151H263V150H262ZM56 152H54V153H56ZM75 152H76V151H75ZM85 152H86V151H85ZM143 152H144V151H142V153H143ZM146 152H147V151H146ZM149 152H150V150H149ZM153 152H154V151H152V154H153ZM168 152H167V153H168ZM250 152H251V151H250ZM257 152H258V151H257ZM78 153H79V151H78ZM80 153L83 154V152H81V151H80ZM86 153H87V152H86ZM94 153H95V152H94ZM124 153H125V152H124ZM129 153H130V152H129ZM150 153H151V152H150ZM156 153H157V152H156ZM163 153H164V152H163ZM240 153H241V152H240ZM263 153H264V152H263ZM64 154H65V153H64ZM104 154H105V153H104ZM116 154H117V153H116ZM122 154H123V153H122ZM133 154H134V152H133ZM140 154H141V153H140ZM145 154H146V153H145ZM160 154H161V153H160ZM244 154H246V153H244ZM249 154H250V153H248V155H249ZM59 155H62V154L59 153ZM74 155H75V154H74ZM79 155H80V154H79ZM93 155H94V154H93ZM119 155H120V153H119ZM143 155H144V154H143ZM143 155H141V156H143ZM148 155H150V154H148ZM153 155H154V154H153ZM153 155H152V156H153ZM163 155L165 156V155H167V154H163ZM169 155H171V152L169 153ZM175 155H176V152H175ZM179 155H180V154H179ZM221 155H222V154H221ZM263 155H264V154H263ZM57 156H58V155H57ZM66 156H67V155H64L63 157H66ZM84 156H85V155H84ZM86 156H88V154H87ZM89 156H91V155H89ZM117 156H118V154H117ZM120 156L122 157V155H120ZM152 156H151V157H152ZM157 156H158V153H157ZM157 156H156V157H157ZM159 156H160V155H159ZM167 156H168V155H167ZM176 156L178 157V153H177ZM176 156H175L174 158H176ZM234 156H235V155H234ZM234 156H232L233 159H234ZM259 156H261V155H259ZM44 157H45V155H44ZM71 157H72V156H71ZM118 157H119V156H118ZM229 157H230V156H229ZM61 158H62V157H61ZM61 158H60V159H61ZM75 158L78 159L77 157H75ZM84 158H85V157H84ZM108 158H109V157H108ZM154 158H155V157H154ZM163 158H164V157H163ZM163 158H162V159H163ZM168 158H169V156H168ZM168 158L166 157V159H168ZM170 158H171V157H170ZM261 158H263V157H261ZM60 159H59V161H64V160H60ZM65 159L68 160L67 158H65ZM69 159H70V158H69ZM72 159H73V158H72ZM115 159H117L116 156H115ZM119 159H121V158L119 157ZM122 159H123V157H122ZM122 159H121V160H122ZM125 159H126V157H125ZM157 159H159V158H157ZM160 159H161V158H160ZM178 159H179V158H178ZM182 159H183V158H182ZM240 159H241V158H240ZM55 160H56L57 162H59L58 159H55ZM66 160H65V161H66ZM85 160H87V159H85ZM85 160H83V161L86 162ZM175 160H176V159H175ZM236 160H237V159H236ZM261 160H262V159H261ZM0 161H1V158H0ZM70 161H71V159H70ZM78 161H80V160H78ZM117 161H119V160H117ZM149 161H150V160H149ZM164 161H165V160H164ZM166 161H167V160H166ZM173 161H174V160H173ZM250 161H251V163H252L253 165L258 164V161L256 160V158H252V157H251V160H250ZM97 162H98V161H97ZM129 162H130V161L128 160V163H129ZM154 162H156V161H154ZM170 162H171V161H170ZM263 162H264V161H263ZM60 163H61V162H60ZM68 163H69V162H68ZM158 163H159V162H158ZM160 163H161V162H160ZM231 163H232V162H231ZM244 163H245V161H244ZM4 164H5V163H4ZM57 164H59V163H57ZM61 164H62V163H61ZM82 164H83V163H82ZM166 164H167V162H166ZM178 164H179V163H178ZM183 164H184V163H183ZM226 164H227V163H226ZM234 164H235V163H234ZM64 165H66V164H64ZM97 165L100 166L99 164H97ZM123 165H124V163H123ZM140 165H141V164H140ZM154 165H155V164H154ZM154 165H153V166H154ZM174 165H175V164H174ZM247 165H248V167H249V172H250V174L253 175L254 173L257 172L255 169L252 168L251 164H247ZM62 166H63V165H62ZM68 166H70V165H68ZM85 166H86V165H85ZM148 166H150V164H149ZM155 166H156V165H155ZM161 166H162V165H161ZM257 166H260V165H257ZM66 167H67V166H66ZM83 167H84V166H83ZM122 167H123V166H122ZM138 167H139V166H138ZM223 167H225V166H222L221 168H223ZM18 168H20V167H18ZM98 168H99V167H98ZM98 168H97V169H98ZM161 168H162V167H161ZM237 168H238V167H237ZM237 168H236V169H237ZM254 168H255V167H254ZM67 169H68V168H67ZM67 169H66V170H67ZM69 169H70V167H69ZM75 169H76V168H75ZM95 169H96V168H95ZM97 169H96V170H97ZM157 169H158V167H157ZM165 169H166V168H165ZM177 169H178V168H177ZM186 169H187V168H186ZM226 169H227V168H226ZM15 170H16V169H15ZM48 170H49L48 172H51L49 168H48ZM58 170H60V169H58ZM78 170H79V168H78ZM78 170H77V171H78ZM81 170H83V169H81ZM88 170H92V169H90V167H89ZM100 170H101V169H100ZM100 170H99V174H100ZM171 170H172V169H171ZM230 170H231V169H230ZM239 170H240V169H239ZM247 170H248V169H247ZM0 171H1V170H0ZM19 171H22V170L19 169ZM23 171H24V170H23ZM52 171H53V170H52ZM55 171H56V170H55ZM75 171H76V170H73V172H72V171H71V172H72V173H75ZM92 171H93V173H95L94 170H92ZM97 171H98V170H97ZM102 171H103V170H101V172H102ZM115 171H116V169H115ZM117 171H118V170H117ZM117 171H116V172H117ZM172 171H174V170H172ZM241 171H242V170H241ZM64 172H65V171H64ZM68 172H69V170H68ZM81 172H83V171H81ZM88 172H89V171H88ZM122 172H123V170H122ZM122 172L120 173V171H119V173H120L121 175H122ZM142 172H143V171H142ZM159 172H160V171H159ZM183 172H184V171H183ZM231 172H232V173H235L234 170L231 171ZM246 172H247V171H246ZM16 173H17V172H16ZM51 173H52V172H51ZM66 173H67V172H66ZM69 173H70V172H69ZM69 173H68V174H69ZM72 173H70V174H72ZM78 173H79V171H78ZM78 173H77V174H78ZM96 173H97V172H96ZM123 173H125V172H123ZM139 173H140V170H139V168H137V169H136V174L139 175ZM168 173H170V172L168 171ZM24 174H25V173H22V175H24ZM57 174H58V171H57ZM70 174H69V175H70ZM79 174H80V173H79ZM84 174H85V173H84ZM115 174L117 175V173H115ZM126 174L128 175V173H126ZM126 174H124V175L127 176ZM163 174H164V173H163ZM259 174H260V173H259ZM48 175H49V174H48ZM48 175H46V177H47ZM53 175H55L54 172H53ZM63 175H64V174H63ZM81 175H82V174H81ZM129 175H130V173H129ZM146 175H147V174H146ZM158 175H159V174H158ZM173 175H174V174H173ZM175 175H176V174H175ZM179 175H180V174H179ZM183 175H184V174H183ZM233 175H234V174H233ZM49 176H50V175H49ZM49 176H48V179H49ZM51 176H52V175H51ZM70 176H73V175H70ZM156 176H157V175H156ZM177 176H178V175H177ZM227 176H228V174H227ZM234 176H235V175H234ZM43 177H44V176H43ZM43 177L40 176L41 179H42ZM65 177H66V175H65ZM73 177H74V176H73ZM78 177H79V175H78ZM119 177H120V175H119ZM127 177H128V176H127ZM153 177H154V176H153ZM164 177H165V176H164ZM164 177H163V178H164ZM44 178H45V177H44ZM44 178H43V179H44ZM50 178H51V177H50ZM53 178H54V176H53ZM68 178H71V177L68 176ZM74 178H75V177H74ZM76 178H77V176H76ZM80 178H82V177H80ZM161 178H162V177H161ZM172 178H173V176H172ZM181 178H182V176H181ZM238 178H239V177H238ZM45 179H46V178H45ZM48 179H47V180H48ZM51 179H52V178H51ZM62 179H63V177H62ZM62 179H61V180H62ZM71 179H73V178H71ZM88 179L90 180V178H88ZM88 179H87V180H88ZM117 179H120V178H115V181H117ZM122 179H124V176L121 178V180H118V181L121 182ZM134 179H135V178H134ZM134 179H133V183H132L133 185H135L134 182H137V181H136L137 179H136V180H134ZM157 179H158V178H157ZM159 179H160V178H159ZM185 179H186V178H185ZM236 179H237V178H236ZM252 179H253V178H252ZM261 179H262V178H261ZM17 180H18V179H17ZM49 180H50V179H49ZM52 180H53V181H56L55 178L52 179ZM59 180H60V179H59ZM65 180H66V179H65ZM73 180H74V179H73ZM89 180H88V181H89ZM178 180H179V179H178ZM231 180H232V179H231ZM234 180H235V178H234ZM263 180H264V177H263ZM2 181H3V180H2ZM45 181H46V180H44V182H45ZM68 181H69V180H68ZM75 181H76V180H75ZM88 181H87V182H88ZM90 181H91V180H90ZM125 181H126V179H125ZM125 181L123 180V182H125ZM130 181H132V180H130ZM168 181H169V180H168ZM175 181H176V180H175ZM181 181H183V180H181ZM188 181H189V180H188ZM196 181H197V180H196ZM247 181H248V180H247ZM0 182H1V180H0ZM15 182H16V181H15ZM17 182H19V180H18ZM17 182H16V183H17ZM42 182H43V181H42ZM48 182H49V181H48ZM50 182H51V181H50ZM56 182H57V181H56ZM60 182H61V181H60ZM64 182H65V181H64ZM77 182H79V181H77ZM77 182H76V183H77ZM87 182H86V185H87ZM123 182H122V183H123ZM139 182L142 183V181H139ZM172 182H173V181H172ZM186 182H187V180H186ZM232 182H233V181H232ZM235 182H237V180H236ZM258 182H260V180H259ZM57 183H58V182H57ZM72 183H73V182H72ZM74 183H75V182H74ZM76 183H75V187H78V186H76ZM91 183L93 184V186H94V185H95V186L97 185L96 182H95V184H94V182H91ZM125 183H126V182H125ZM177 183H179V182H177ZM177 183H176V184H177ZM239 183H240V182H239ZM239 183H238V184H239ZM241 183H242V182H241ZM254 183H257V182H254ZM263 183H264V182H263ZM0 184H1V186H2L3 183H0ZM46 184H48V183H46ZM50 184H52V182H51ZM78 184H79V183H78ZM78 184H77V185H78ZM83 184H85V183H83ZM83 184L80 183L81 186H82ZM123 184H124V183H123ZM160 184H161V183H160ZM165 184H166V183H165ZM170 184H171V181H170ZM176 184H174V185H176ZM181 184H183V183L181 182ZM196 184H197V183H196ZM196 184H195V186H197ZM4 185H5V182H4ZM12 185H13V184H12ZM80 185H79V187H80ZM120 185H121V184H118L117 189L119 188ZM129 185H130V184H129ZM192 185H193V183H192ZM243 185H244V184H243ZM255 185H256V184H255ZM260 185H261V184H260ZM83 186H85V185H83ZM87 186H88V185H87ZM93 186H92V187H93ZM95 186H94V187H95ZM113 186H114V185H113ZM193 186H194V185H193ZM193 186H189V187H190V188L192 187V189H193V188H196V187H193ZM227 186H228V185H227ZM233 186H234V185H233ZM235 186H236V185H235ZM240 186H241V185H240ZM263 186H264V185H263ZM88 187H89V186H88ZM92 187L90 186L91 189H92ZM94 187H93V189H96V188H94ZM131 187L133 188V186H131ZM176 187L178 188V186H176ZM202 187H203V186H202ZM252 187H253V184H252ZM10 188H11V187H10ZM12 188H13V186H12ZM83 188H84V187H83ZM90 188H89V189H90ZM104 188H105V187H104ZM120 188H121V186H120ZM197 188L199 189V187H197ZM200 188H201V187H200ZM227 188H228V187H227ZM227 188H226V191H228V189H230L231 187L229 186V188H228V189H227ZM238 188H239V187H238ZM41 189H43V188H41ZM85 189H86V188H85ZM151 189H152V188H151ZM169 189H170V187H169ZM185 189H186V187H185ZM0 190H1V188H0ZM7 190H8V189H7ZM43 190H45V189H43ZM71 190H72V189H71ZM78 190H83V189H78ZM101 190H102V189H101ZM122 190H123V189H122ZM122 190H121V191H122ZM126 190H127V189H126ZM141 190H142V189H141ZM155 190H156V189H155ZM190 190H191V189H190ZM202 190H204V189L202 188ZM232 190H237V188H234V187H233ZM238 190H239V189H238ZM247 190H248V189H247ZM251 190H252V189H251ZM258 190H259V189H258ZM2 191L5 192V190H4L3 188H2ZM2 191H1V194H2ZM41 191H42V190H41ZM88 191H89V190H88ZM92 191H93V190H92ZM102 191L108 192V191H106V190H102ZM102 191H99V192H102ZM119 191H120V190H119ZM123 191H124V190H123ZM130 191H131V190H130ZM134 191H135V190H134ZM187 191H188V190H187ZM191 191L193 192V190H191ZM191 191H190V192H191ZM198 191H199V190H198ZM198 191H197V192H198ZM200 191H201V190H200ZM200 191H199V192H200ZM230 191H231V190H230ZM245 191H246V190H245ZM254 191H255V190H254ZM9 192H10V191H9ZM70 192H71V191H70ZM73 192H74V191H73ZM113 192H115V191H112L111 195H110V192H108L109 194H107V195L112 196V195H114ZM140 192H142V191H140ZM192 192H191V193H192ZM194 192H196V191H194ZM202 192H203V191H202ZM224 192H225V190H224ZM234 192H236V191H233V193H234ZM238 192L240 193L241 190H239ZM238 192H237V193H238ZM255 192H257V191H255ZM5 193H6V192H5ZM67 193H69V192H67ZM71 193H72V192H71ZM74 193H75V192H74ZM74 193H72V194H74ZM84 193H85V192H84ZM115 193H116V192H115ZM121 193H122V192H121ZM151 193H152V192H151ZM203 193H204V192H203ZM233 193H232V194H233ZM237 193H235V194H237ZM242 193H244V192H242ZM1 194H0V195H1ZM11 194H12V193H11ZM13 194H14V193H13ZM98 194L100 195V193H98ZM101 194H102V193H101ZM103 194H104V196L102 195L103 197H106V198L108 197V196H105V193H103ZM119 194H120V193H119ZM119 194H118V195H119ZM134 194H135V192H134ZM178 194H179V193H178ZM226 194H229V193H226ZM235 194H234V195H235ZM6 195H7V194H5V196H6ZM99 195H98V196H99ZM120 195H121V194H120ZM123 195H124V194H123ZM131 195H132V194H131ZM140 195H141V194H140ZM140 195H139L138 197H140ZM148 195H149V194H148ZM179 195H181V194H179ZM189 195H190V194H189ZM192 195H193V194H192ZM192 195H191V197H192ZM234 195H233V196H234ZM238 195H239V194H237V196H238ZM5 196H2L1 199L4 200L3 197H5ZM10 196H11V195H10ZM67 196H68V195H67ZM69 196H70V195H69ZM69 196H68V198H69ZM114 196L117 197V195H114ZM134 196H136V195H134ZM141 196H142V195H141ZM185 196H186V195H185ZM193 196H194V195H193ZM230 196H231V195H230ZM240 196H241V197H240ZM240 196H238V197H240V199L244 201V198L242 199V197H244V195L242 196V194H241ZM245 196H246V198H247V195H246V194H245ZM255 196H256V195H255ZM94 197H95V196H94ZM165 197H166V196H165ZM250 197H253V196L250 195ZM5 198H6V197H5ZM97 198H98V197H97ZM135 198H136V197H135ZM179 198H180V197H179ZM182 198H183V196H182ZM188 198H189V197H188ZM194 198H195V197H194ZM232 198H233V197H232ZM236 198H237V197H236ZM236 198H235V199H236ZM69 199H70V198H69ZM72 199H73V197H72ZM95 199H96V198H95ZM95 199H93V200H95ZM99 199H100V198H99ZM99 199H97V200H99ZM109 199H110V198H108V199H106V200H109ZM186 199H187V198H185V200H186ZM237 199H239V198H237ZM240 199H239V200H240ZM6 200H7V199H6ZM100 200L102 201V199H100ZM110 200H111V199H110ZM181 200H182V199H181ZM241 200H240V201H241ZM247 200H248V199H247ZM10 201H11V200H10ZM237 201H238V200H237ZM6 202H9V199H8V201H6ZM70 202H72V201H70ZM99 202H100V201H99ZM102 202H103V201H102ZM102 202H100V204H101ZM106 202H107V201H106ZM106 202H105V204H104V203L101 204V207H102V205H107V206H109L108 204H106ZM108 202H109V201H108ZM238 202H239V201H238ZM94 203L96 204V202H94ZM110 203H111V202H110ZM234 203H236V202H234ZM251 203H252V202H248L249 206H250ZM254 203H255V202H254ZM254 203H253V204H254ZM7 204H8V203H7ZM98 204H99V203H98ZM100 204H99V205H100ZM179 204H180V203H179ZM179 204H178V205H179ZM181 204H182V203H181ZM241 204H242V203H241ZM2 205H3V202H2ZM11 205H12V204H11ZM16 205H17V204H16ZM67 205H68V203H67ZM90 205H91V203H90ZM235 205H237V204H235ZM86 206H87V205H86ZM122 206H123V205H122ZM13 207H14V206H13ZM72 207H73V206H72ZM96 207H97V206H96ZM101 207H100V210L102 209ZM105 207H106V206H105ZM3 208H4V207H3ZM9 208H10V207H9ZM86 208H87V207H86ZM98 208H99V206H98ZM19 209H21V208L19 207ZM65 209H67V208H65ZM8 210H9V209H8ZM15 210H17V209L15 208ZM63 210H64V209H62V212H61V213H64ZM68 210H69V209H68ZM68 210H67V211H68ZM80 210H81V209H80ZM85 210H86V209H85ZM6 211H7V210H6ZM6 211H4V212H6ZM11 211H12V209H11ZM19 211H22V210H19ZM43 211H44V210H43ZM81 211H82V210H81ZM81 211H80L79 214L82 215ZM86 211H87V210H86ZM86 211H85V212H86ZM102 211H103V210H102ZM12 212H13V211H12ZM15 212H16V211H15ZM44 212L46 213V211H44ZM49 212H50V211H49ZM68 212H69V211H68ZM82 212H84V211H82ZM88 212L90 213V211H88ZM91 212H92V211H91ZM94 212H95V211H94ZM100 212H101V211H100ZM120 212H121V211H120ZM127 212H128V211H127ZM6 213H8V212H6ZM22 213H23V212H22ZM26 213H27V214H30V212H27V211H26ZM45 213H44V214H45ZM54 213H55V210H54ZM57 213H59V212H57ZM86 213H87V212H86ZM92 213H93V212H92ZM101 213H103V212H101ZM108 213H109V212H108ZM124 213H125V212H124ZM8 214H9V213H8ZM16 214H18V213L16 212ZM23 214H24V213H23ZM47 214H49L48 211H47ZM59 214H60V213H59ZM65 214H66V213H65ZM83 214H85V213H83ZM87 214H88V213H87ZM96 214H97V213H96ZM103 214H104V213H103ZM122 214H123V212H122ZM132 214H133V213H132ZM12 215H13V213H12ZM18 215H19V214H18ZM94 215H95V213H94ZM94 215H92V217H90V218H91V219H92V218L94 219L95 216H96V215H95V216H94ZM128 215H129V214H128ZM0 216H2V215H0ZM25 216H26V215H25ZM27 216L29 217V215H27ZM59 216L64 217L62 214H60ZM97 216H98V215H97ZM102 216H103V215H102ZM123 216H124V215H123ZM42 217H43V216H42ZM45 217H46V215H45ZM69 217H70V216H69ZM69 217H68V218H69ZM106 217H108V215H107V216L105 215V219H106ZM30 218H31V217H30ZM72 218L75 219V217H72ZM72 218H71V220H72ZM99 218H100V217H99ZM101 218H103V217H101ZM101 218H100V219H101ZM110 218H111V217H110ZM123 218H124V217H123ZM129 218H130V217H129ZM132 218H133V217H132ZM0 219H2V217H0ZM58 219H59V218H58ZM64 219H65V220H69V219H67V218H65V217H64ZM111 219H112V218H111ZM125 219H126V218H125ZM75 220H76V219H75ZM78 220H79V219H78ZM94 220L96 221L97 218L94 219ZM123 220H124V219H123ZM132 220H133V219H132ZM136 220H137V219H136ZM33 221H34V220H33ZM61 221H62V220H61ZM73 221H74V220H73ZM137 221H138V220H137ZM143 221H144V220H143ZM173 221H174V220H173ZM36 222H37V221H36ZM48 222H49V221H48ZM48 222H47V223H48ZM50 222L52 223L51 220H50ZM50 222H49V223H50ZM75 222H76V221H75ZM96 222H97V221H96ZM121 222H122V220H121ZM134 222H135V221H134ZM145 222H146V221H145ZM34 223H35V221H34ZM45 223H46V222H45ZM47 223H46V224H47ZM60 223H61V222H60ZM70 223H71V222H70ZM80 223H81V222H80ZM103 223H104V222H103ZM131 223H132V221H131ZM143 223H144V222H143ZM57 224H58V223H57ZM61 224H62V223H61ZM61 224H59V227H58V228L61 227V226H60ZM67 224H68V223H67ZM75 224H76V223H75ZM97 224H98V223H97ZM104 224L106 225V227H108V226H107V223H104ZM124 224H125V223H124ZM128 224H129V223H128ZM39 225H40V224H39ZM55 225H56V224H55ZM65 225H66V224H65ZM72 225L74 226V222L71 223V226H72ZM80 225H81V224H80ZM110 225H111V224H110ZM112 225H113V224H112ZM112 225H111V226H112ZM144 225H145V224H144ZM42 226H43V225H42ZM42 226H39V227H42ZM45 226H47V225H45ZM45 226H43V227L45 228ZM51 226L54 227V224H52ZM73 226H72V227H73ZM78 226H79V225H78ZM78 226H77V224H76V225H75V228L78 227ZM98 226H99V224H98ZM20 227H21V226H19V228H20ZM47 227H49V229L53 228V227H50V225H48ZM47 227H46V228H47ZM80 227H81V226H80ZM116 227H117V226H116ZM133 227H134V226H133ZM15 228H16V227H15ZM19 228H18V229H19ZM21 228H22V227H21ZM21 228H20V229H21ZM46 228H45V229H46ZM75 228L72 229L73 232H74ZM111 228H112V227H111ZM126 228H128V227H126ZM9 229H10V228H9ZM16 229H17V228H16ZM24 229H25V228H24ZM108 229H109V228H108ZM116 229H117V228H116ZM121 229H122V228H121ZM22 230H23V229H22ZM56 230H59V229H56ZM56 230H55V231H56ZM111 230H112V229H111ZM125 230H126V229H125ZM23 231H24V230H23ZM59 231H61V228H60ZM122 231H123V230H122ZM16 232H17V231H16ZM19 232H20V231H19ZM19 232H18V233H19ZM21 232H22V231H21ZM21 232H20V233H21ZM25 232H27V231H25ZM104 232H106V230H105ZM127 232H128V231H127ZM14 233H15V232H14ZM14 233H13V234H14ZM20 233H19V235H20ZM64 233H65V232H64ZM69 233H70V232H69ZM71 233H72V231H71ZM71 233L69 234V236H71L72 234H74V233H72V234H71ZM116 233H117V232H116ZM120 233H121V231H120ZM128 233H129V232H128ZM132 233H133V232H132ZM132 233H131V234H132ZM15 234H17V233H15ZM15 234H14V235H15ZM22 234H23V232H22ZM22 234H21V235H22ZM48 234H49V231H48ZM48 234H47V235H48ZM57 234H58V233H57ZM60 234H61V236H63V232L60 233ZM66 234L68 235V233H65V235H66ZM113 234H114V232H113ZM121 234H122V233H121ZM140 234H141V233H140ZM14 235H13V236H14ZM21 235H20V236H21ZM58 235H59V234H58ZM75 235H76V233H75ZM81 235H82V234H81ZM123 235H124V234H123ZM15 236H16V235H15ZM15 236H14V237H15ZM24 236H25V235H24ZM24 236H23V237H24ZM28 236H29V234H28ZM45 236H46V234H45ZM54 236H56V235H54ZM72 236H73V235H72ZM78 236H79V238L81 237L80 235H78ZM83 236H84V235H83ZM85 236H87V234H86ZM85 236H84V237H85ZM116 236H117V234H115V238H116ZM134 236L136 237L137 235H134ZM18 237H19V236H18ZM34 237H35V236H34ZM48 237H49V236H48ZM48 237L46 236L45 239H48ZM57 237H58V236H57ZM63 237H64V236H63ZM128 237H129V236H128ZM132 237H133V236H132ZM135 237H134V239H135ZM138 237H139V236H138ZM24 238H25V237H24ZM49 238H50V237H49ZM51 238H54V237L51 236ZM73 238H74V237H73ZM117 238H119V237H117ZM21 239H22V238H20V241H21ZM32 239H33V238H32ZM32 239H31V240H32ZM61 239H63V238H61ZM61 239L58 237V240L61 241ZM64 239H66V237H65ZM74 239H75L76 242H77V238H74ZM81 239H82V237L80 238V240L78 239L80 242H78V243H76V244H80V245H81ZM112 239H114V238H112ZM112 239H110V240H112ZM125 239H126V237H125ZM129 239H130V237H129ZM129 239H128V240H129ZM16 240H17V239H16ZM16 240H15V241H16ZM22 240H23V239H22ZM28 240H30V239H28ZM119 240H120V239H119ZM128 240H127V241H128ZM135 240H137V238H136ZM20 241H19V239H18V242H17V243H19ZM24 241H25V240H24ZM32 241H33V240H32ZM34 241H35V240H34ZM55 241H57V239L54 240V243H55ZM60 241H59V242H60ZM62 241H63V240H62ZM66 241H67V240H66ZM66 241L64 240L65 243H63V244H65V246H68V245H66V244H67ZM96 241H97V240H96ZM116 241H117V240H116ZM142 241H143V240H142ZM36 242L38 243V241H35V243H36ZM73 242H74V244H75V241H74V240H73ZM82 242H83V241H82ZM88 242H90V241H88ZM88 242H87V243H88ZM91 242H92V241H91ZM93 242H94V240H93ZM109 242H110V241H109ZM109 242H107V243H109ZM125 242H126V241H125ZM130 242H132V240H131ZM133 242H135V241H133ZM144 242H145V241L142 242V245H143ZM150 242H151V241H150ZM20 243H21V242H20ZM40 243H41V242H40ZM56 243H57V242H56ZM68 243H69V241H68ZM96 243L99 245V244H101L102 242H101V243H98V241H97ZM111 243H112V241H111ZM121 243H122V241H121ZM136 243H137V242H136ZM148 243H149V242H148ZM157 243H158V242H157ZM57 244H58V243H57ZM63 244H62V245H63ZM76 244H75V245H76ZM88 244H89L90 247H91V244H90V243H88ZM102 244H103V243H102ZM105 244H106V243H105ZM109 244H110V243H109ZM133 244H135V243H133ZM150 244H151V243H150ZM59 245H60V244H59ZM89 245H87V246H89ZM92 245L95 246L94 243H92ZM98 245H97V246H98ZM106 245H108V244H106ZM106 245H105V246H106ZM112 245H113V244H112ZM112 245H111L110 247H112ZM124 245H125V244H124ZM128 245H130V244H128ZM154 245H155V244H154ZM156 245H157V244H156ZM22 246H23V244H22ZM65 246H64V248H66ZM70 246H71V245L69 244V248H70ZM72 246H73V245H72ZM97 246L92 247V248H95V250H96V247H97ZM99 246H100V245H99ZM101 246H103V245H101ZM101 246H100V247H101ZM113 246H114V248H115V245H113ZM131 246H133V245L131 244ZM134 246H135V245H134ZM134 246H133V247H134ZM136 246H137V245H136ZM145 246H146V245H145ZM161 246H162V245H161ZM55 247H56V246H55ZM139 247H140V246H139ZM64 248H63V250H66V249H64ZM98 248H99V247H98ZM98 248H97V250H98ZM89 249H91V248H89ZM93 250H94V249H93ZM93 250H92V251H93ZM143 250H144V249H143ZM149 250H150V249H149ZM159 250H160V249H159ZM162 250H163V249H162ZM77 251H79V250L77 249ZM160 251H161V250H160ZM69 252H70V251H69ZM81 252H82V251H81ZM113 252H114V250H113ZM122 252H124V251H122ZM134 252H135V251H134ZM137 252H138V250H137ZM164 252H165V251H164ZM84 253H85V252H83V254H84ZM97 253H98V252H97ZM124 253H125V252H124ZM126 253H127V252H126ZM130 253H131V252H130ZM140 253H141V250H140ZM56 254H57V253H56ZM63 254H64V253H63ZM99 254H100V253H99ZM127 254H128V253H127ZM168 254H169V252H168ZM168 254H167V256H169ZM170 254H172V253H170ZM48 255H49V254H48ZM51 255H52V254H51ZM81 255H82V254H81ZM103 255H104V254H103ZM103 255H102V253H101V256H102V257H103ZM107 255H108V254H107ZM135 255H136V254H135ZM46 256H47V255H46ZM143 256H145V255H143ZM146 256H147V255H146ZM47 257L49 258V256H47ZM160 257H161V256H160ZM52 258L55 259L53 256H52ZM144 258H145V257H144ZM147 258H150V257H147ZM151 259H154V258L151 257ZM158 260H159V259H158ZM143 261H144V259H143ZM160 261H161V260H160ZM139 262H140V261H139ZM145 262H146V261H145ZM141 263H142V262H141Z\"/></svg>", "mask_w": 264, "mask_h": 264}]
</instances>
